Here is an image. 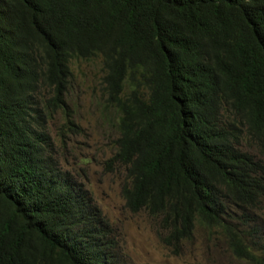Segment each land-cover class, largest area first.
Wrapping results in <instances>:
<instances>
[{"label":"trees","instance_id":"trees-1","mask_svg":"<svg viewBox=\"0 0 264 264\" xmlns=\"http://www.w3.org/2000/svg\"><path fill=\"white\" fill-rule=\"evenodd\" d=\"M71 57L100 63L126 208L264 264V0H0V264H123L48 129L79 133Z\"/></svg>","mask_w":264,"mask_h":264},{"label":"rangeland","instance_id":"rangeland-1","mask_svg":"<svg viewBox=\"0 0 264 264\" xmlns=\"http://www.w3.org/2000/svg\"><path fill=\"white\" fill-rule=\"evenodd\" d=\"M72 73L67 105L79 133L58 132L64 122L62 112L53 115L48 129L53 138L60 166L84 182L94 204L116 230L123 264H253L225 250L215 235L206 239L200 231L180 253L173 254L162 243L156 220L146 212L131 213L121 195L123 174L103 168V161L114 151L117 116L100 99L101 69L98 60L71 57ZM264 217V209L261 212Z\"/></svg>","mask_w":264,"mask_h":264}]
</instances>
